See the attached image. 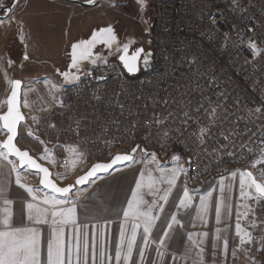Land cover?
I'll return each instance as SVG.
<instances>
[{
	"label": "built area",
	"instance_id": "2783aa9c",
	"mask_svg": "<svg viewBox=\"0 0 264 264\" xmlns=\"http://www.w3.org/2000/svg\"><path fill=\"white\" fill-rule=\"evenodd\" d=\"M153 18L152 65L136 76L113 63L73 83L51 76L24 82L23 89H31L26 96L22 92L21 104L26 99L34 106L31 112L22 109L24 132L31 129L43 141L42 150H49L59 174L73 176L75 168L86 171L139 145L137 155L140 149L164 157L177 152L187 160L185 182L193 190L234 170L252 171L259 181L264 164L254 168L252 163L264 148V0H155ZM249 42L261 50L259 55ZM216 104L223 105L218 110L223 123L213 125L200 144L198 129L207 126L206 112ZM185 111L193 117L186 125ZM233 128L240 134L225 140ZM165 129L169 135L162 139ZM19 172L27 182L24 170ZM256 213L258 219L264 215L259 206ZM241 224L247 227L248 222L242 219ZM257 257L264 262V253Z\"/></svg>",
	"mask_w": 264,
	"mask_h": 264
},
{
	"label": "snow or ice",
	"instance_id": "6c2138e0",
	"mask_svg": "<svg viewBox=\"0 0 264 264\" xmlns=\"http://www.w3.org/2000/svg\"><path fill=\"white\" fill-rule=\"evenodd\" d=\"M89 4H94L96 0H87ZM235 3V0H233ZM143 11L146 7V0H136ZM114 6V5H113ZM239 6V5H237ZM210 19L215 23V17L210 16ZM132 41L123 45L121 49L117 42L116 35L111 26L94 30L91 37L86 40H80L72 45L71 49V68L77 69L80 72V62L89 61L96 64L97 61L106 63V58L100 55H93V48L97 44L106 45L113 52H122L119 59L123 62L124 67L129 72L137 70V62L141 59L143 48H137L129 55V46ZM250 49L259 55L261 50L257 49L254 42H249ZM24 59H28L27 56ZM12 61L9 60V65ZM144 64H148L147 56L144 57ZM64 80L68 83H73L80 80L79 74L70 72L62 73ZM90 75V73H86ZM7 80V75L5 74ZM98 79H103L99 77ZM11 87V95L4 101L7 105V111L0 115V132L6 134V139L0 142V160L6 161L11 166V171L16 173L15 183L23 189L31 200L24 199L21 206L19 221L14 219L13 200L7 196L8 189L0 187V264H157V261H148V250L152 244H155L154 249L158 261L163 264L168 245L166 241L171 240L174 235V225L179 228H184L182 223L183 217L178 218V213L181 209L188 210L193 207V197L190 194L186 182L183 187V195L178 198V203L173 200L169 204V197L172 195L173 189L177 185V180L181 174L185 173L183 165H178L171 169H166L160 165L156 159V154H149L145 149H140L143 153L140 161L136 159V153L139 145L132 147L130 152L116 154L107 162L95 163L89 171L83 176H80L76 181V185L85 184L91 177L96 176L101 172H108L114 166L120 163H127L129 166L137 162L145 163V170L140 171L139 178L135 181V189L131 191V198L126 201L127 207L122 210V215L125 223L120 226L119 240L115 243L114 249L110 254L103 239L97 243L93 237L91 246L89 244L88 235L83 231L87 225H80L77 220V203L70 199L69 194L75 185L66 187H58L49 177L50 172L47 168L42 167L34 160L27 151H21L14 141L17 138V126L25 120L24 115L20 111V92L21 81L7 80ZM47 83V81H45ZM55 87V86H53ZM27 93H25V96ZM25 108L30 107L27 100L23 101ZM63 106V105H61ZM203 108V105L199 106ZM220 109H223L222 104H216L207 110L206 115L209 117L207 126L199 127V135L197 139L200 144L205 142V138L211 135V127L213 125L222 124L220 118ZM199 111V108L197 109ZM255 112H261L260 108H256ZM171 115V114H170ZM36 117H32L36 121ZM229 117L225 113L224 120ZM237 119H242L238 117ZM193 117L188 111L183 113V123L186 125ZM156 124H162L158 118H154ZM197 122V121H193ZM27 127V125H25ZM55 127V125H53ZM77 127H79L77 123ZM235 128L228 131V135L224 136L227 140L229 136L239 135ZM28 135L33 136V131L28 130ZM169 130L165 129L162 133V139L167 138ZM196 135V133H193ZM223 135V132H221ZM36 139H39L38 137ZM43 143V141H40ZM264 143V142H262ZM163 146V144H162ZM246 145L242 144L243 148ZM75 151V149H73ZM251 151V149H249ZM261 156L252 163L255 168L257 164H264V148L260 149ZM151 155V159L145 161V158ZM227 155L232 156L234 153L228 152ZM14 156L19 160V167L25 165L30 169H35L34 174H42L40 180L44 189L49 191L44 192L42 196H38L37 192L40 189H33L22 182V177L17 164L9 159ZM50 152L47 148L44 149V156L41 159H49ZM179 156H173V163H178ZM50 162L54 163V160ZM149 164H155V171L160 173L159 177L153 176V170L148 168ZM260 180L253 175L252 171L239 172V194L245 201L241 206L245 211H236L235 216V237L239 238L238 244L232 248V257H237V252H243L249 264H261L258 259V253H264V215L257 218L256 206L261 208L264 213V170H261ZM237 177V172L231 173V180L226 184L225 178L219 181V196L214 200L213 192L209 191L205 195L199 197V206L195 209L196 219L200 220L205 225L207 224L210 212L214 211V219L217 225L221 224L226 217H232L231 193L233 182ZM167 184L166 189L161 190L158 185ZM148 189V195H152L151 202L145 199L144 189ZM247 201H254V204H249ZM165 205L169 206V215L165 216L166 227L162 230V235L157 233L153 237V229L156 228V222L161 219L160 213L165 212ZM175 208L176 211H171ZM191 214L190 212L188 213ZM252 219H249V216ZM248 222L247 227L242 226L241 220ZM131 224L130 232L125 227L126 223ZM35 225H47L48 234L45 238L44 229L38 228ZM195 226V225H193ZM72 229V236L66 240V228ZM142 227L143 234L138 240V230ZM252 229L251 231L249 230ZM259 230V236L254 235V231ZM228 229L216 228L211 242V252L213 264L215 262L217 250H220L224 256L221 264H225L229 253V238L227 235L222 236V232H227ZM199 236V239L196 237ZM209 237L208 231H203L197 234L188 233V245L185 246V254L180 259L192 258L193 264H206L205 262V243ZM134 251L137 255V260H133ZM175 261L178 259L176 255L172 256Z\"/></svg>",
	"mask_w": 264,
	"mask_h": 264
},
{
	"label": "crops",
	"instance_id": "0c3cea01",
	"mask_svg": "<svg viewBox=\"0 0 264 264\" xmlns=\"http://www.w3.org/2000/svg\"><path fill=\"white\" fill-rule=\"evenodd\" d=\"M85 1L87 0H80ZM132 1V0H131ZM123 0H101V2L92 8H82L78 7L71 3H66L58 0H18L11 15L10 19H7V23H5L6 31L9 30L10 23L17 27V29L21 32L24 31L27 27H30V22L33 23L36 21V18L41 13V10L44 8L54 9L51 10L50 15H58L60 10L68 13V16L73 18L80 15L85 16H99L104 15L106 11L115 10L116 8H120L117 6V3H121ZM113 5H116L114 7ZM137 7L140 6L136 3ZM153 6H148L146 8L147 12L150 14L151 20V29L153 26ZM80 8V9H79ZM29 19V20H27ZM29 22V23H28ZM38 22V20H37ZM4 24V23H3ZM9 24V25H8ZM3 27L2 25H0ZM108 27V26H103ZM35 28H38L36 25ZM46 28L49 31H52V24L47 26ZM2 29V28H1ZM41 30L44 29L41 27ZM73 31V30H71ZM67 34H72L70 31ZM151 44V43H150ZM103 45V44H99ZM98 46V45H96ZM151 46V45H150ZM134 48L131 47L129 50V55L132 54ZM118 53V52H117ZM117 53H111L112 59L106 57L105 53H102V57L106 58L107 62L118 63ZM119 64V63H118ZM94 69V68H93ZM90 71V70H89ZM145 71L141 66V62L139 60V73ZM89 73V72H88ZM80 78L84 75L79 74ZM86 75V74H85ZM65 83V82H64ZM151 154L150 152H148ZM156 154V159L160 163V165L166 169H171L178 165H183L185 168V173L181 174L180 178L177 180V185L172 191V195L169 197V204L175 200L178 203V198L183 195V187L185 186L186 181V172H187V161L180 157L177 152L170 153L167 157ZM143 153L137 155V161H140ZM179 156L180 160L178 163H173L172 157ZM151 155L145 158V161L150 160ZM149 169L153 170V176L159 177L160 173L155 171V164H149ZM145 170L144 162H137L129 166L128 164L120 167H116L111 170L109 174L98 176L94 180H92L87 187L80 189V196L76 198L74 201L77 203V220L80 225H87V228H84L83 231L87 233L89 244L91 246L93 237L96 238L97 243L100 242L101 239L105 242V246L107 247L109 253L111 254L115 243L119 240V232L120 226L122 223H125L122 210L127 207L126 201L131 198V191L135 189V181L139 178L140 171ZM11 171V166L6 162L0 160V187H5L8 189L7 196L9 199L13 200V212L14 219L19 221L21 206L24 202V199L31 200V197L21 188H19L15 183L14 175ZM231 177V176H230ZM225 178V183L227 184L231 178H227V175L221 177L220 179ZM239 179V177H238ZM220 181V180H219ZM219 181L214 185L216 186L214 189L209 186L204 187L201 190H193L189 188L186 182V186L193 197V207L192 209L183 210L181 209L178 213V218L183 217L182 223L185 225L184 228H179V226L174 225V235L171 240L166 241L168 245V252L166 253L165 260L163 264H193L192 258L180 259L179 257H183L185 254V246L189 244L187 241V234L193 233L197 234L203 231L209 232V237L205 243V262L206 264H213L211 252V242L213 239V234L217 227L224 229L227 228V232H222L221 235H227L229 238V253L225 264H249L248 260L245 258L243 252L238 251L237 257H232V248L235 244H238L239 238L235 237V213L237 210L241 211V206L245 203V201L240 197L239 194V180L237 178L233 182V188L231 193V200L229 201L232 204V217L231 219L224 218L222 223L217 225L214 219V211L210 212L207 220V224L205 225L200 220L196 219L195 209L199 206V194H196L197 199L193 195L194 191L202 193L205 195L207 192H213V199L215 200L219 196ZM158 187L163 190L168 187L167 184H159ZM213 189V190H212ZM145 199L150 197L153 199L152 195H148V189L145 188ZM201 195V196H202ZM42 196V195H39ZM151 199V200H152ZM150 200V201H151ZM248 202V201H247ZM165 212L160 213L161 219L156 222V228L153 229V237L160 233L162 235V230L166 227L165 224V216L169 215V206L165 205ZM245 210V209H244ZM171 211L175 212L176 209L172 208ZM191 213L190 215L188 213ZM243 212V211H241ZM195 225V226H193ZM38 228L44 229L45 238L48 234V226L47 225H35ZM125 227L129 229L131 228V224L126 223ZM66 240L70 239L72 236V229L66 228ZM143 234L142 227L138 230V240L137 243H140V236ZM199 239V236L196 237ZM156 245L152 244L150 249L148 250V261H157V264H160L156 253L154 251ZM135 253V251H134ZM136 254V253H135ZM176 255L178 257L177 260H173L172 256ZM133 256H135L133 254ZM137 256V255H136ZM225 258L222 255L220 250H217L216 258L214 264H221Z\"/></svg>",
	"mask_w": 264,
	"mask_h": 264
},
{
	"label": "rangeland",
	"instance_id": "374dc122",
	"mask_svg": "<svg viewBox=\"0 0 264 264\" xmlns=\"http://www.w3.org/2000/svg\"><path fill=\"white\" fill-rule=\"evenodd\" d=\"M153 1L155 0H146V7L141 11L136 5V0H123V2L117 3V6L122 4L120 8H116L114 11L111 10V12L106 11L104 15L90 17L80 15L71 18L68 16L67 12L60 9H58L60 11L58 15L51 16L50 12L54 9L44 8L41 10L38 18H36V21L34 23L31 21V26L24 29L23 32L19 31L17 27L11 23V28L6 31L4 25L8 20L0 19V25L3 26H0V114L6 111L7 105L3 102L6 101L11 89L7 80L20 79L23 83H26L28 81H43L51 76L55 77L61 83H68L64 80L62 75L64 72L85 75L97 66L113 64L114 62L110 61L106 63L97 61L94 65L87 60L81 61L79 65V73H77V69L70 67L72 45L80 40L89 39L94 30L98 31L103 26H111L113 28L121 49L124 44L129 43L130 41H132L130 45H132L134 49L143 48L144 52L141 54L140 59L141 66L145 70L150 68L152 65V52L150 47L152 22H150L151 17L146 8L148 6L151 7ZM9 3L10 0H0V9L5 8ZM114 7H116V5H114ZM0 14L2 15V12H0ZM51 24L53 28L51 29L52 31H49L46 27ZM36 25L38 28H35ZM41 27L44 31L41 30ZM68 31L72 34H67ZM97 45L98 46L92 50L94 56H102V53H105L106 57L109 56V58L112 59L111 55L117 53L113 52L106 45ZM25 56H27L28 59L25 60ZM145 56H147L148 59L147 65L144 64ZM9 60L12 61L11 65H9ZM5 74L7 75V80ZM29 89H31L29 86L24 87V89L22 87L21 94L22 92L23 95H25V93L28 94L30 91ZM33 108L34 106L31 105L30 107L25 108L23 104H21V109L26 112L33 111ZM30 117L32 116L29 114L28 118L32 119ZM24 129V125H20L17 144L22 149L28 150L37 160H40L41 163L47 165L52 172L53 179L59 185L67 186L73 183L74 179L84 173V169H82V171L77 170V168L73 169L72 175L73 177L75 176L73 180L71 174L57 173L54 169V163L50 162L52 160L51 157L49 159H41V157L44 156V151L42 150L40 142H38L35 136H29L26 134ZM5 137L6 134L0 132V142H2ZM9 159L14 161V159L10 157ZM14 162L17 163L16 161ZM23 170L25 179L27 180V182L24 183L25 185L33 189H40V191L37 192L38 196L47 192L40 188L38 175L30 172L28 169ZM234 171L237 172L236 178L239 180L238 177L240 170ZM231 173L226 174L227 178H231ZM14 178H16L15 175ZM36 181L38 185H36ZM218 181L211 184L210 187L214 189L216 187L214 185ZM79 191L81 190L78 188L72 191L69 194L70 199L75 200L78 198L80 196ZM196 194H199L200 196L202 195V193L194 191L193 195L195 196V199L198 198L196 197ZM151 199L152 198L150 197L146 198L149 202H151ZM247 203H249V201ZM241 209V211H245L243 207H241ZM134 255L133 260H137L135 253ZM258 259L261 261V264H264L261 258Z\"/></svg>",
	"mask_w": 264,
	"mask_h": 264
},
{
	"label": "water",
	"instance_id": "95a60500",
	"mask_svg": "<svg viewBox=\"0 0 264 264\" xmlns=\"http://www.w3.org/2000/svg\"><path fill=\"white\" fill-rule=\"evenodd\" d=\"M17 1L18 0H10V3L8 4V5H6V7L5 8H3V9H0V12H2V15L0 14V19L1 20H5V19H8V18H10L11 17V13H12V11H13V9H14V7H15V5H16V3H17ZM58 1H62V2H66V3H71V4H73V5H75L76 4V6H78V7H82V8H92V7H95V6H97L100 2H101V0H96V2L94 3V4H89L88 2H85V1H80V0H58ZM118 60V63L121 65V67L124 69V72L127 74V75H129V76H136V75H138L139 74V61L137 62V70L135 71V72H129L125 67H124V65H123V62L118 58L117 59ZM15 80H19V81H21L20 79H15ZM22 86H23V82L21 81V91H22ZM11 95V89H10V92L8 93V96H7V99L9 98V96ZM6 99V100H7ZM19 99H20V102H21V92H20V96H19ZM6 111H7V106H6ZM5 111V112H6ZM20 111H21V113H22V109H21V103H20ZM4 112V113H5ZM4 113H2V114H4ZM2 114H0V115H2ZM23 114V113H22ZM25 117V116H24ZM25 121H26V119L24 120V121H22L21 122V124H24L25 123ZM20 124V125H21ZM20 125H18L17 126V138H16V140L14 141V143H16V145H17V147L18 148H20V150L21 151H27L28 153H29V155L34 159V160H36V162L38 163V164H40L42 167H45V168H47L48 170H49V172H50V179L58 186V187H66V186H61V185H59L54 179H53V177H52V172H51V170L49 169V167L47 166V165H45V164H43V163H41L40 162V160H37L28 150H26V149H22L18 144H17V141H18V138H19V129H20ZM6 139V137L4 138V140ZM3 140V141H4ZM2 141V142H3ZM10 158H12V159H14V161H16L17 162V166H18V168L19 169H28L30 172H32V173H35L36 172V170L35 169H30V168H28V166L27 165H25V166H23V167H19V160L16 158V157H14V156H10ZM127 163H120V164H118V165H116V166H114L113 167V169H115L116 167H120V166H124V165H126ZM93 166V165H92ZM91 166V167H92ZM91 167L87 170V171H89L90 169H91ZM113 169H111V170H113ZM111 170H109L108 172H101V173H98L96 176H94V177H91L90 179H89V181H87L85 184H82V185H76L75 184V181L80 177V176H83V175H85L86 173H87V171H85L82 175H80L79 177H77L75 180H74V182L73 183H71V184H69V185H75L74 187H73V189H72V191H74L76 188H78V189H82V188H84V187H86L92 180H94L96 177H98V176H103V175H107V174H109L110 173V171ZM112 172V171H111ZM39 176V186H40V188L42 189V190H44V191H49L48 189H44L43 188V185H41V183H40V180H41V178H42V174H39L38 175ZM68 186V185H67Z\"/></svg>",
	"mask_w": 264,
	"mask_h": 264
},
{
	"label": "flooded vegetation",
	"instance_id": "af4514ba",
	"mask_svg": "<svg viewBox=\"0 0 264 264\" xmlns=\"http://www.w3.org/2000/svg\"><path fill=\"white\" fill-rule=\"evenodd\" d=\"M131 47H132V45L129 46V50H131ZM136 49H137V48H136ZM136 49H134V51H135ZM121 54H122V52H118V53H117V56L119 57Z\"/></svg>",
	"mask_w": 264,
	"mask_h": 264
},
{
	"label": "bare ground",
	"instance_id": "6f19581e",
	"mask_svg": "<svg viewBox=\"0 0 264 264\" xmlns=\"http://www.w3.org/2000/svg\"><path fill=\"white\" fill-rule=\"evenodd\" d=\"M22 113H23V112H22ZM113 157H114V156H113ZM180 157H181V156H180ZM181 158H182V157H181ZM186 161H187V160H186ZM93 165H94V164H93ZM187 167H188V161H187ZM187 167H186V168H187ZM89 168H90V167H89ZM89 168H88V169H89ZM88 169H87V170H88ZM87 170H86V171H87ZM187 170H188V168H187ZM84 172H85V171H84ZM72 177H73V176H72ZM74 177H75V176H74ZM74 177L72 178V180L74 179ZM74 180H75V179H74Z\"/></svg>",
	"mask_w": 264,
	"mask_h": 264
},
{
	"label": "trees",
	"instance_id": "16d2710c",
	"mask_svg": "<svg viewBox=\"0 0 264 264\" xmlns=\"http://www.w3.org/2000/svg\"><path fill=\"white\" fill-rule=\"evenodd\" d=\"M190 188V187H189Z\"/></svg>",
	"mask_w": 264,
	"mask_h": 264
}]
</instances>
